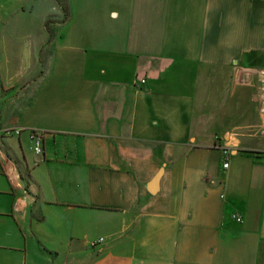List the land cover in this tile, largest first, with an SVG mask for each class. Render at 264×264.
<instances>
[{"label": "crops", "instance_id": "0c3cea01", "mask_svg": "<svg viewBox=\"0 0 264 264\" xmlns=\"http://www.w3.org/2000/svg\"><path fill=\"white\" fill-rule=\"evenodd\" d=\"M263 67L264 0H0V264H264Z\"/></svg>", "mask_w": 264, "mask_h": 264}, {"label": "built area", "instance_id": "2783aa9c", "mask_svg": "<svg viewBox=\"0 0 264 264\" xmlns=\"http://www.w3.org/2000/svg\"><path fill=\"white\" fill-rule=\"evenodd\" d=\"M259 79V86L257 91V103H258V111L262 118L263 125L262 127L257 131L259 135L264 136V67L259 71L258 74ZM145 81L141 80V84H143ZM25 131V129L22 128H2L0 129V136H13V137H20L21 133ZM28 137L31 142V148L35 155L41 156L43 155V140H44V134L39 131L29 130L28 131ZM222 156V167L223 169L228 168V160L230 156V150L227 146H218L217 147ZM262 158L264 159V152L261 153ZM232 218L237 221L241 222L242 217L239 214H233ZM103 239H98L95 241H91L90 246L96 247L100 242H102Z\"/></svg>", "mask_w": 264, "mask_h": 264}, {"label": "water", "instance_id": "95a60500", "mask_svg": "<svg viewBox=\"0 0 264 264\" xmlns=\"http://www.w3.org/2000/svg\"><path fill=\"white\" fill-rule=\"evenodd\" d=\"M159 178H160V173L157 174L152 181L150 182V184L147 187V190L150 194H155L156 191L158 190V183H159Z\"/></svg>", "mask_w": 264, "mask_h": 264}, {"label": "rangeland", "instance_id": "374dc122", "mask_svg": "<svg viewBox=\"0 0 264 264\" xmlns=\"http://www.w3.org/2000/svg\"><path fill=\"white\" fill-rule=\"evenodd\" d=\"M258 118H256V116H254V119L253 120H257ZM263 122V121H262ZM235 214H238V213H235Z\"/></svg>", "mask_w": 264, "mask_h": 264}]
</instances>
